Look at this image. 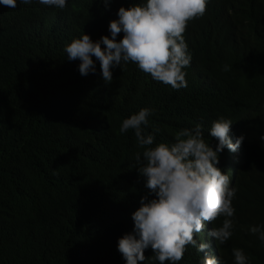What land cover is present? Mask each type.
I'll list each match as a JSON object with an SVG mask.
<instances>
[{"label": "trees", "instance_id": "obj_1", "mask_svg": "<svg viewBox=\"0 0 264 264\" xmlns=\"http://www.w3.org/2000/svg\"><path fill=\"white\" fill-rule=\"evenodd\" d=\"M139 2L0 5V264H125L117 241L133 231L141 197L153 198L134 166L142 149L133 130L119 131L141 108L153 110L146 131L159 130L156 143H173L179 130L199 124L215 148L208 133L220 117L241 131L239 165L220 162L233 155L227 148L219 154L238 203L233 235L217 242V254L233 264L232 249L240 248L249 264H264V242L248 231L264 225V0H208L206 16L188 28L185 88L157 82L132 62L111 68V82L99 61L82 76L65 45L83 32L111 38L119 7ZM187 247L179 264H199ZM144 254V264H159L147 258L151 248Z\"/></svg>", "mask_w": 264, "mask_h": 264}, {"label": "clouds", "instance_id": "obj_2", "mask_svg": "<svg viewBox=\"0 0 264 264\" xmlns=\"http://www.w3.org/2000/svg\"><path fill=\"white\" fill-rule=\"evenodd\" d=\"M18 2L63 10L68 0H0V5L16 8ZM102 3L108 7L109 0ZM207 3L208 0H142L127 8L121 6L118 18L108 25L111 38L105 35L93 41L83 32L65 45L64 52L69 61H80L78 70L82 76L95 73L99 61L103 80L111 82V68L132 62L157 82L177 90L185 88L183 69L192 59L188 28L206 16ZM120 33L123 36L117 41ZM223 70L229 71L230 66L224 65ZM152 114V109L141 108L124 118L119 129L121 134L134 132L137 147L142 149L134 154V166L153 198L141 197L140 207L131 214L133 231L118 239L117 249L125 264H144V253L149 248L154 254L147 258L154 262L179 264L191 245L199 254V264H224L216 246L217 242L225 244L233 235L232 218L238 201L235 202L237 189L231 186L228 173L217 165L219 154L227 148L233 155L228 154L220 162L238 166L245 154V139L239 129H234L232 120L220 117L213 121L208 133L218 141L215 148L205 141L199 124L179 130L173 143H156L155 132L159 130L146 131ZM260 140L264 141V134ZM219 217L224 218L222 226L214 227ZM248 231L264 242V225L250 226ZM232 255L233 264H249L242 249L233 248Z\"/></svg>", "mask_w": 264, "mask_h": 264}, {"label": "rangeland", "instance_id": "obj_3", "mask_svg": "<svg viewBox=\"0 0 264 264\" xmlns=\"http://www.w3.org/2000/svg\"><path fill=\"white\" fill-rule=\"evenodd\" d=\"M232 158H234V157H232Z\"/></svg>", "mask_w": 264, "mask_h": 264}, {"label": "bare ground", "instance_id": "obj_4", "mask_svg": "<svg viewBox=\"0 0 264 264\" xmlns=\"http://www.w3.org/2000/svg\"><path fill=\"white\" fill-rule=\"evenodd\" d=\"M213 251V250H212Z\"/></svg>", "mask_w": 264, "mask_h": 264}]
</instances>
